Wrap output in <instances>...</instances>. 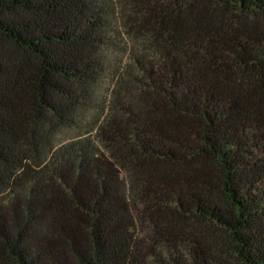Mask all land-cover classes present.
Instances as JSON below:
<instances>
[{
    "label": "trees",
    "instance_id": "1",
    "mask_svg": "<svg viewBox=\"0 0 264 264\" xmlns=\"http://www.w3.org/2000/svg\"><path fill=\"white\" fill-rule=\"evenodd\" d=\"M0 264H264V0H0Z\"/></svg>",
    "mask_w": 264,
    "mask_h": 264
},
{
    "label": "rangeland",
    "instance_id": "2",
    "mask_svg": "<svg viewBox=\"0 0 264 264\" xmlns=\"http://www.w3.org/2000/svg\"><path fill=\"white\" fill-rule=\"evenodd\" d=\"M71 134V133H70Z\"/></svg>",
    "mask_w": 264,
    "mask_h": 264
}]
</instances>
